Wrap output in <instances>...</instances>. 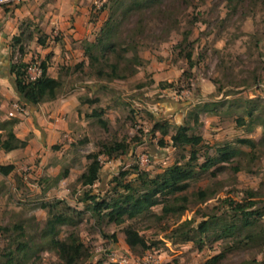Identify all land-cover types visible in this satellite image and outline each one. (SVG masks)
<instances>
[{"label": "rangeland", "instance_id": "rangeland-1", "mask_svg": "<svg viewBox=\"0 0 264 264\" xmlns=\"http://www.w3.org/2000/svg\"><path fill=\"white\" fill-rule=\"evenodd\" d=\"M92 1L90 21L97 27L96 37L107 20V13L101 14L100 10L108 0ZM49 2L22 0L12 7L0 6V29L7 18L15 19L17 9H22L23 17L10 27L9 37L18 33V26L22 30L27 25L40 24L38 21L43 23ZM186 34L193 47L182 49ZM28 36L31 39L37 35ZM121 38L126 45L130 42L136 46H130L122 63L127 79L106 83L90 78L87 70L74 72L85 61L82 44L81 53L66 60L63 37L58 30H52L49 49L56 47L59 54L51 58L50 68L55 78H62L59 98L69 93L79 95L78 117L85 125L80 131L76 128L63 133L46 152L37 149L32 142L35 135L27 131L25 120L31 113L25 116L14 109L20 98L9 70L10 43L8 53H4L6 62H0V135L5 134V124L21 122L24 125L15 131L16 125L14 132L26 143L23 149L11 153L0 151V165L14 167L8 177L0 175V227L23 228L25 241L32 242L34 252L24 264H61L58 254L44 242L50 208L54 213L66 212L67 206L83 211L84 194L90 191L106 195L112 180L122 172L129 174L126 182H133L137 178L135 168L156 176L189 160L186 152L173 148L170 137L152 133L155 123H166L170 135L175 127L190 123L213 148L235 144L238 139L258 142L263 137L261 127L249 134L247 127L236 124V119L249 111L248 101L260 100L264 107L262 0H163L156 8L129 17L122 25ZM26 43L27 55L31 54L26 62H42L45 53L38 51L32 40ZM120 46L125 47L122 43ZM190 50L196 62L192 69L184 57ZM133 57L140 59V66L133 65ZM94 112L103 113L107 129L90 117ZM192 112H199L197 122L191 119ZM116 143L126 144L127 153L112 159L101 154L99 181L92 188L83 186L81 176L91 163L89 157L104 145ZM241 150V155L221 165L220 171L212 169L214 176L198 173L188 182L183 195L188 199V209L183 215L170 214L159 220V206L147 216L115 226L97 225L85 214L80 223L58 226V238L65 241L77 234L92 255L85 264H120L124 259L139 264L149 253L160 264H206L214 257H219L218 264H264V217L233 239L215 240L209 233L201 241L185 242L179 234L174 236L185 222H192V230L210 220L228 223L238 205L246 213L264 212V149L256 151L254 160L250 149ZM208 154L214 155L213 150ZM200 192L205 193L204 200L199 199ZM252 204L253 208L247 207ZM127 228L138 231L150 249L131 251L125 243ZM8 246V236L0 234V264L6 262L3 254Z\"/></svg>", "mask_w": 264, "mask_h": 264}, {"label": "trees", "instance_id": "trees-1", "mask_svg": "<svg viewBox=\"0 0 264 264\" xmlns=\"http://www.w3.org/2000/svg\"><path fill=\"white\" fill-rule=\"evenodd\" d=\"M162 1L108 0L100 10L101 14L107 13V20L92 42L85 41L82 43L85 61L77 65L74 72L87 70L90 78L106 83L127 79V75H124L127 70L122 68V63L131 50L130 46H134L133 49L136 46L130 42L126 45L120 41L122 39V25L132 15L156 8ZM262 2L264 3V0ZM140 30H142L141 27H139ZM31 33H36L39 46L47 48L48 36L39 29L32 30ZM29 40L30 36L27 35L26 37L25 30L19 36L13 37L10 46L12 50L9 70L20 102L37 108L42 104L56 101L62 91L63 84L60 75L57 79H54L48 73L52 58L51 54H48L42 62H39L43 71L42 76L35 82L29 81L27 70L30 63L25 62L27 55L26 42ZM121 43L125 47H121ZM191 45L186 34L181 43L182 49ZM184 57L190 65V69L196 66L191 50L186 52ZM132 63L140 66L141 61L138 57H133ZM135 72L137 70L133 73ZM87 103L91 104L93 102ZM261 103L260 100L248 101L249 111L245 110L243 116L236 119L237 127H247L249 134L253 133L257 127L264 130V107L261 106ZM228 111L230 110L228 109ZM198 115L199 112L190 114L191 119L195 122L198 121ZM102 116V112H94L90 117L96 118L98 124L107 129ZM246 118L249 119V122H246ZM16 125V121L5 124V134L0 135V151L11 153L26 146V143L19 140L14 132ZM158 132L162 134L163 138L170 137L173 148L186 152L189 155H187L189 160L184 164H174L164 170L162 174L156 176H150L148 173L135 168L137 178L133 182H126L125 179L129 174L128 172H122L112 180L113 186L106 195H93L90 191L84 194V198L81 199L84 212L67 206L66 212L54 213L50 208V218L44 233V242L58 254L61 264H85L92 255L90 249L86 247L77 234H71L65 241L60 240L58 238V226L66 224L73 226L80 223L83 221L85 214H89L97 225L121 226L126 221H133L147 216L151 209L159 206L162 209V216L158 217L159 220H163L170 214L183 215L188 209V199L183 195L189 187L188 182L193 180L198 173H210L214 176L215 172H211V170L220 171L221 165L229 163L241 155V148L243 147L251 150L252 160L256 159L255 153L258 149H264V131L263 137L258 142L251 139H238L235 144H224L215 148L209 147L204 138L196 132L190 123L175 127L174 133L171 135L169 134V126L166 123H155L152 133ZM160 145L165 146L163 140L160 141ZM209 150H213L214 155L208 154ZM125 153H127L126 144L116 143L112 146L104 145L97 154H92L89 157L91 163L87 171L81 176L83 186L92 188L99 181L101 172L99 156L101 154L112 159ZM202 159L203 162L200 163ZM13 171L14 167L11 165H0V175L3 177H8ZM237 171L238 169L235 168V172ZM198 196L200 200L206 198L204 192H200ZM59 204L60 202H57V205ZM254 205L247 207L253 208ZM233 214L229 216L230 221L228 223L210 220L202 223L196 230H192V222H185L178 231L174 232V236L179 234L185 242L195 241L196 239L201 241L207 238L209 233L215 236V240L233 239L242 229L253 228L257 221L264 217V212L256 210L246 213L240 205L235 208ZM0 234L8 236L9 239V246L4 249L3 254L6 259L5 264H24L34 254L32 252L33 246L31 247L32 242L25 241L21 226H15L12 229L0 227ZM110 238L116 240L115 236ZM125 243L134 252L139 250L145 252L150 249L145 238L133 228L125 230ZM218 259L219 257H214L206 264H218Z\"/></svg>", "mask_w": 264, "mask_h": 264}, {"label": "crops", "instance_id": "crops-1", "mask_svg": "<svg viewBox=\"0 0 264 264\" xmlns=\"http://www.w3.org/2000/svg\"><path fill=\"white\" fill-rule=\"evenodd\" d=\"M91 1L92 0H51L46 7L45 11L47 13L44 15L46 19L43 23L38 21L40 24H30L22 30H20L18 26V33L14 32L11 34V37H9L8 30L10 27L13 26V23L20 17H23L21 14L22 9H17L14 12L15 19H11V17L7 18L5 26L0 29V62H6L7 54L4 55V53H8V44L10 43L11 46L13 37L19 36L25 28L27 30H25L26 37L28 33H31L32 30L35 29L41 30L43 34L48 36L47 48H42L37 44V36H34L30 40L35 42L36 46L39 48L38 51L41 49L43 53H45L43 54L44 56L51 54L52 58L56 57L59 52H57L56 47L55 49H49L50 36L52 30H58L61 33V37H63L64 56L66 60L75 59L76 55L81 53V51H79V46L85 41L92 42L95 38V28L97 27L90 21L93 10ZM21 25H23V23ZM29 56H31V54H29ZM29 56L26 55L25 62ZM51 71L52 69L49 68L48 73L50 77L57 79L52 75ZM83 90L85 89H81V92ZM79 101V95L77 93H69V95L62 96L51 103L42 104L37 108L30 106L31 117L25 120L28 126L27 131L29 134L32 133L35 135L32 142L36 144L39 151L43 150V152H46V150L51 149L52 146L54 147L55 141L59 140L63 133H71L74 131L73 129L76 128H78L76 131H80L81 128L84 127L85 124L79 122L78 117V110L80 107ZM27 107L29 108L28 105ZM23 125L24 123L18 122L15 131L20 129Z\"/></svg>", "mask_w": 264, "mask_h": 264}, {"label": "built area", "instance_id": "built-area-1", "mask_svg": "<svg viewBox=\"0 0 264 264\" xmlns=\"http://www.w3.org/2000/svg\"><path fill=\"white\" fill-rule=\"evenodd\" d=\"M22 0H0V6L7 5L8 7H11L15 4L20 3ZM43 74V71L40 67V63L35 61L31 62L30 66L27 70V75L29 78L30 82H35L37 81ZM14 109L16 112L20 113L21 115L28 116L30 111L28 110V107L26 104L23 103H16L14 106ZM11 116H14V114H10ZM113 255V254H112ZM111 257H114V255ZM112 261H115L112 259ZM120 264H132L131 262L128 261V259H124L121 261ZM139 264H160L159 260L153 256L152 254H147L143 260L140 261Z\"/></svg>", "mask_w": 264, "mask_h": 264}]
</instances>
